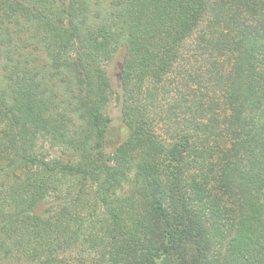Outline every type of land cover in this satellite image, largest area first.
<instances>
[{
	"label": "trees",
	"instance_id": "obj_1",
	"mask_svg": "<svg viewBox=\"0 0 264 264\" xmlns=\"http://www.w3.org/2000/svg\"><path fill=\"white\" fill-rule=\"evenodd\" d=\"M0 264H264V0H0Z\"/></svg>",
	"mask_w": 264,
	"mask_h": 264
},
{
	"label": "rangeland",
	"instance_id": "obj_2",
	"mask_svg": "<svg viewBox=\"0 0 264 264\" xmlns=\"http://www.w3.org/2000/svg\"><path fill=\"white\" fill-rule=\"evenodd\" d=\"M124 52H119L113 61L107 66L108 73L112 76L114 84L118 81V74L120 70L121 63L123 61ZM182 70V69H181ZM196 84H193V87ZM192 87V88H193ZM117 102L114 99L112 100V104L109 109L110 116L113 118V122L111 124L109 134H108V149L116 147L117 144L123 142L128 136V129L122 122V114L120 112V108L116 106ZM41 210H43L41 208Z\"/></svg>",
	"mask_w": 264,
	"mask_h": 264
}]
</instances>
